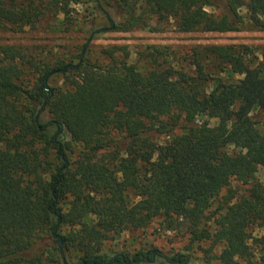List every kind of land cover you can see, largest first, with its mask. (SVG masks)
<instances>
[{
  "label": "trees",
  "instance_id": "16d2710c",
  "mask_svg": "<svg viewBox=\"0 0 264 264\" xmlns=\"http://www.w3.org/2000/svg\"><path fill=\"white\" fill-rule=\"evenodd\" d=\"M141 3L138 13L131 0H0V28L51 18L56 30L82 29L74 6L93 5L106 24L88 21L90 34L129 31L147 15L185 33L239 31L242 8L264 31V0ZM91 42L70 61L0 47V264H184L181 254L104 249L155 219L193 240L209 239L214 220L221 262L251 259L250 229L264 226V182L252 184L264 169V48H199L193 71L161 68L163 53L151 51L143 71L125 47L106 49L108 62L91 57ZM61 76L70 88L54 84ZM234 179L251 183L248 193L223 195Z\"/></svg>",
  "mask_w": 264,
  "mask_h": 264
},
{
  "label": "rangeland",
  "instance_id": "374dc122",
  "mask_svg": "<svg viewBox=\"0 0 264 264\" xmlns=\"http://www.w3.org/2000/svg\"><path fill=\"white\" fill-rule=\"evenodd\" d=\"M137 5V12H145L141 0H131ZM80 12L79 19L81 28H73L70 31L56 30L53 26V19L49 18L44 23L35 27H5L0 28V47L3 45H15L29 54L41 56L49 59L59 56L66 57L70 61L74 56H78L82 45L88 39L91 40L89 54L103 62H108L105 50L114 46L125 47L129 52L126 57L128 62L135 64L140 70H147L154 65L151 51H160L163 54L158 58L161 68L174 66L177 69L193 71L194 51L210 45H233L247 44L256 52L264 48V31L256 27L249 21V14L245 8L241 9L245 17L244 23L239 31L229 32H181L177 29L172 18L160 19L157 15H147L148 24L135 26L129 31L108 30L90 34L88 29L93 26L90 20L96 19L100 27L106 22L99 15L93 5H75ZM214 11V9H212ZM103 21V22H102ZM84 25V26H83ZM91 38V39H90ZM158 55V54H157ZM121 49L116 50L117 59L124 58ZM77 63L75 60L74 64ZM54 84L63 88H70L65 83L64 78L57 77ZM211 125L218 123L217 119H209ZM264 132V124H259ZM178 132V131H177ZM158 143H164L167 135H158ZM1 147V146H0ZM264 182V169L259 168L252 184ZM251 183H243L237 179L231 181L223 191V195L235 191L236 195L248 193L252 187ZM219 205V199L215 200L209 212H215ZM211 231V237L204 240H193L190 233L184 228L168 229L162 224L161 219H155L148 227L137 230H126L119 235L113 236L104 242V249L113 252H137L140 250H156L168 257L174 255H184L187 259L184 264H223L220 255L226 252V241H215L214 234L218 226L214 220L207 223ZM252 238L249 243L252 247L253 256L249 260L239 258L240 264H263L264 263V226H253L250 229ZM144 264H174L165 261L163 258L157 261Z\"/></svg>",
  "mask_w": 264,
  "mask_h": 264
}]
</instances>
